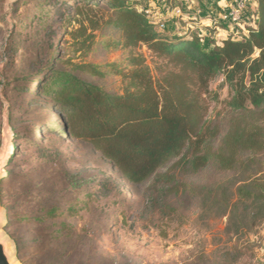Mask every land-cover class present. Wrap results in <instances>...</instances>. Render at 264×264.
<instances>
[{
  "label": "rangeland",
  "instance_id": "rangeland-1",
  "mask_svg": "<svg viewBox=\"0 0 264 264\" xmlns=\"http://www.w3.org/2000/svg\"><path fill=\"white\" fill-rule=\"evenodd\" d=\"M42 1L0 0V153L7 135L13 145L17 132L20 144L16 155L6 160L0 178V182L7 178L4 203L0 201L5 219L1 231L11 243L15 261L22 264L17 243L24 264H264V220L239 237L225 230L232 226L228 211L206 200L209 191L221 189L226 190L227 199L234 198L240 179L237 172L211 165L196 174H177V189L173 194L162 191L155 209L152 200L158 194L152 192L151 184L127 185L88 143L54 134L41 136L37 128L31 135L39 118L53 116L51 109L25 91L33 88L49 46L57 48L62 60L91 65L95 73H79L81 77L117 94L125 85L119 72L131 69V55L141 54L155 79L157 66L162 64L145 47L122 48L120 33L108 25L110 14L104 11L88 13L96 22L95 30L85 16H78L94 36L90 47L77 50L55 11H49V29L35 19V13L47 8ZM180 2L171 0L167 5L165 0H141L137 9L147 10L166 27L175 22L177 28L205 36V50L210 48L207 40L217 42L245 31L241 24L225 26L219 19L207 25V17L198 18L200 6L192 0ZM215 10V6L207 10L210 18ZM77 27L75 22L66 30ZM220 27L225 35L218 34ZM38 49L42 59L36 61ZM222 80L220 75L210 83L207 96V120L219 127L220 136L231 116L225 104L229 90ZM220 136L214 146L219 145ZM41 207H57V217L38 219L43 214ZM40 241L45 250L40 249Z\"/></svg>",
  "mask_w": 264,
  "mask_h": 264
},
{
  "label": "trees",
  "instance_id": "trees-1",
  "mask_svg": "<svg viewBox=\"0 0 264 264\" xmlns=\"http://www.w3.org/2000/svg\"><path fill=\"white\" fill-rule=\"evenodd\" d=\"M140 1H42L47 8L35 13V19L49 29L52 23L47 17L49 11H55L77 50L90 47L94 36L78 16H85L95 30L96 22L88 13L104 11L110 14L108 25L120 33L122 48L145 47L162 64L157 66L155 79L143 56L131 55V69L119 72L125 85L117 94L81 77L79 73H95L91 65L62 60L53 46L42 59L38 49L35 59H42L41 66L33 88L25 91L51 109L53 116L39 118L30 133L34 135L37 128L41 136L54 134L88 143L127 185L151 184L152 192L158 194L157 201L152 200L155 209L162 191L173 194L177 189V174H196L211 165L237 172L240 179L234 198L227 199L226 190L221 189L209 191L206 200L210 206L228 211L232 226L225 230L242 237L264 220V0H248L239 20L245 31L217 42L207 40L208 50L203 49L205 36L177 28L175 22L166 27L163 20L149 19L137 9ZM170 2L165 0L167 5ZM75 22L77 28L66 30ZM220 75L229 90L225 104L231 113L221 136L219 127L207 120L209 85ZM13 135L9 159L20 145L19 134ZM219 136L220 143L214 146ZM6 181L0 182L1 204ZM41 210L38 219L57 217V207ZM38 243L45 250L44 242Z\"/></svg>",
  "mask_w": 264,
  "mask_h": 264
},
{
  "label": "water",
  "instance_id": "water-1",
  "mask_svg": "<svg viewBox=\"0 0 264 264\" xmlns=\"http://www.w3.org/2000/svg\"><path fill=\"white\" fill-rule=\"evenodd\" d=\"M10 135H7L5 147L0 153V178L2 177L3 168L9 155ZM5 223L4 212L0 209V264H18L13 256L11 243L6 235L1 231Z\"/></svg>",
  "mask_w": 264,
  "mask_h": 264
},
{
  "label": "crops",
  "instance_id": "crops-1",
  "mask_svg": "<svg viewBox=\"0 0 264 264\" xmlns=\"http://www.w3.org/2000/svg\"><path fill=\"white\" fill-rule=\"evenodd\" d=\"M182 2H180L181 4H184V3H186L187 4V0H181ZM228 0H192V2H193V5H198V6H200L199 8H198V10L200 9L201 11H200V13L198 14V18H206L207 17V21H205V24H207V25H209V24H211L212 22H211V20H215V19H219L220 18V11H221V9L223 8V6H224V4L227 2ZM213 6H215L216 7V10H215V13L213 14V18H210V17H212V16H210L209 17V14L207 13L208 11V9L209 8H211V7H213ZM194 10H196V9H194ZM188 11V10H187ZM194 12L193 10H191L190 9V12ZM203 14V15H202ZM188 15V14H187ZM220 20V19H219ZM217 21L219 24H220V22H221V24L223 25L224 23L220 20V21ZM227 25V24H226ZM225 27V26H224ZM216 28H218V26H216ZM220 30H221V32L220 33H218V34H220V35H225L227 32L225 31V29H221V27H220ZM223 38H225V36L223 37ZM223 38H221V39H223Z\"/></svg>",
  "mask_w": 264,
  "mask_h": 264
},
{
  "label": "built area",
  "instance_id": "built-area-1",
  "mask_svg": "<svg viewBox=\"0 0 264 264\" xmlns=\"http://www.w3.org/2000/svg\"><path fill=\"white\" fill-rule=\"evenodd\" d=\"M248 0H232L225 8L224 13L220 15V20L227 25H239V20L242 11L245 9ZM146 16L156 22H159L156 19H153V16L147 10H143ZM159 27H163V23H159ZM233 34V33H232Z\"/></svg>",
  "mask_w": 264,
  "mask_h": 264
},
{
  "label": "bare ground",
  "instance_id": "bare-ground-1",
  "mask_svg": "<svg viewBox=\"0 0 264 264\" xmlns=\"http://www.w3.org/2000/svg\"><path fill=\"white\" fill-rule=\"evenodd\" d=\"M12 145L10 144V146H9V153L12 151ZM10 156V155H9Z\"/></svg>",
  "mask_w": 264,
  "mask_h": 264
}]
</instances>
